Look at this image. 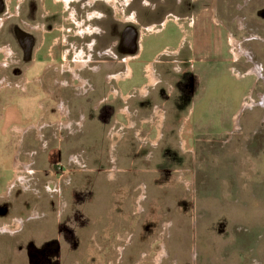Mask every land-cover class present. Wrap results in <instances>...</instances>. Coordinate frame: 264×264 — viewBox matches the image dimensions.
Listing matches in <instances>:
<instances>
[{"label": "rangeland", "instance_id": "1", "mask_svg": "<svg viewBox=\"0 0 264 264\" xmlns=\"http://www.w3.org/2000/svg\"><path fill=\"white\" fill-rule=\"evenodd\" d=\"M226 1L236 0H203L207 10L217 4V18L227 30L215 26L206 11L202 33L191 38L192 44L201 39L206 47L182 65L188 86L183 92L181 82L179 95H170L169 87L180 75L172 76L159 65L162 83L155 88L161 78L147 63L160 46L175 43L178 36L172 25L163 41L145 39L149 49L143 60L129 63L130 79L112 82L113 89L124 93L141 89L149 96L103 104L95 119L85 120L78 136L70 134L77 129L71 120L78 104L88 109L92 101L69 103L68 133L56 131L57 124L69 120L57 115L52 102L42 100L37 87L26 94L9 90L12 105L22 110L28 105V112L40 111L42 123L54 125L44 132L48 150L35 157L33 167L21 163L15 153L14 169L30 175L26 194L13 182L7 187L13 176L9 148L21 131H38L36 114L26 116L25 122L33 123L27 129L17 127L15 139L0 137V264H264V90L253 77L242 75L246 72L242 62L238 67L234 61V55L248 53L233 37L228 21L233 10L225 7ZM255 53L264 60V46L255 45ZM144 65V73L153 79L149 74L143 77ZM252 72L259 75L256 69ZM254 86L262 100L251 97ZM4 94L3 90L0 101ZM61 111L64 115L65 109ZM68 153L73 154L69 165ZM92 155L101 164L90 161L85 168ZM44 157L45 165L38 162ZM106 158L109 176L115 174L118 182L107 183L108 192H90L91 174L103 169ZM19 176L15 171V179ZM68 177L71 185L56 194L55 187L60 191ZM75 177L82 180L81 187L74 184ZM44 187L49 191L45 193ZM4 191L8 194L2 195ZM88 195L94 204L105 206L94 221L105 216L111 224L107 236L104 225L92 226L98 233L90 242L79 228L84 220L93 222L81 208ZM65 201L64 212L60 207ZM5 227L10 230L3 231Z\"/></svg>", "mask_w": 264, "mask_h": 264}, {"label": "flooded vegetation", "instance_id": "2", "mask_svg": "<svg viewBox=\"0 0 264 264\" xmlns=\"http://www.w3.org/2000/svg\"><path fill=\"white\" fill-rule=\"evenodd\" d=\"M225 7L233 10L228 19L233 37L248 53L234 55V61L238 67L242 62L246 67L242 75L253 77L264 90V60L255 53V45L264 46V2L226 1ZM217 8L216 4L207 10L203 0H0V88L26 94L37 87L42 100L52 102L61 116V107L66 105L64 112L72 114L69 103L81 100L99 101L92 110L98 113L108 102L145 98L148 91L145 95L141 89L124 93L113 89L112 82L130 79L129 63L143 60L149 49L145 39L152 36L153 42L163 41L167 26L172 25L178 36L175 43L158 47L147 63L152 65L151 73L157 71L161 78L155 88L162 83L160 66L167 67L172 76L180 75L169 87L170 95H179L181 82L183 92L188 86L182 65L206 47L201 39L192 44L191 38L202 33L206 11L214 23ZM214 25L227 30L223 22ZM144 68L146 79L149 73ZM255 69L259 75L252 72ZM255 86L251 97L264 102V94L262 98L255 94Z\"/></svg>", "mask_w": 264, "mask_h": 264}, {"label": "crops", "instance_id": "3", "mask_svg": "<svg viewBox=\"0 0 264 264\" xmlns=\"http://www.w3.org/2000/svg\"><path fill=\"white\" fill-rule=\"evenodd\" d=\"M213 22L217 23V22H219V20L215 17L213 19ZM149 76H151V74ZM150 78L153 79L152 76ZM3 90H4V93H6V94L3 95V98L0 101V137L1 136H3V137L4 136L5 137L9 136V138L11 137V138L15 139V136L16 137L19 136V133L16 130L17 127H25L26 126L24 129H27L29 127L28 124H30V123L35 122L36 124H40L38 126V131H36V129L30 130L28 133H26L27 130L26 131H24V130L21 131V133H22L21 137L18 138V141H14L12 146H11V148H9L11 150V152H12V154H11V162H12L11 165H12V167H13V160L15 158V153H18V159H20L21 163H26L27 162L28 163V168L30 166L33 167L36 164L35 157H37L39 154H45L46 151H44V150H48V142L45 141L44 132L48 133V129L49 128H46V127H47V125H50L51 122H49V123H46V122L42 123L41 122L43 117H39L38 116V115L41 114V113H39L40 112L39 109H37L39 111V112H37V114H36V112H33L34 114H36L35 120L34 121L32 120L33 122H29V123L25 122L26 121L25 118H26V116L28 114H32L33 115L32 112H28V110L25 108L28 105H25L24 110L19 109L18 105H12L10 102H12L13 98L8 95L10 89L0 88V93ZM99 104H100L99 101H97V102L95 101L94 103L92 101L91 103L88 104V106H87L88 109H86L83 105L78 104L77 108H76L75 118L71 120L69 117L72 116V114L65 113L63 116L67 117V119L69 121H67V123H60L59 122L60 124L56 125V127H57V128H55L56 131H59V130L65 131V130H67V132L70 133V127H72V125L68 126V123H70V120H71V122L75 126L77 125V129H76V132L74 131L75 133L73 132V133H70V134H74V136H78L79 129L80 128L81 129L85 128V120L87 118H89L90 120L95 119L96 116H95V113L92 110H94L97 107V105H99ZM63 108H66V105L63 106ZM25 109H26V111H25ZM87 111L89 113H87ZM85 113H87V114H85ZM38 117H39V119H38ZM53 125L54 124H52V128H53ZM39 132H42V135H40ZM71 136H73V135H71ZM77 144H79V143H77ZM4 147H6L5 150L8 151V149H7L8 145L7 146L4 145ZM77 148L78 149L81 148V145L77 146ZM0 149H2L1 146H0ZM73 153H75V152H73ZM70 155H73V154L72 153H68L66 155V158H65L66 164H68V165L71 163V161H73V159L71 157H69ZM80 155L82 156L81 153H80ZM0 156H1V154H0ZM76 160L78 161L77 158H76ZM90 161L93 162L94 164H96L95 162H99L100 164L102 162V160L100 161L94 155H92L91 159H88V160L86 159L85 168H87L91 164ZM38 162H42L43 165H45L46 158L44 157V159H41ZM108 162H109V160L107 158L104 159L102 165L104 164L105 167L102 166L103 169L101 167L99 169L96 168L95 171L92 172L91 176H93V177L89 181V186H91L90 192H93V189H95V190H103L104 192H106V191L108 192L110 189H109V187L106 186V184L109 183V182L110 183L114 182L116 184V182H118V176L116 177L115 174H114L115 176L114 175H112V177L109 176L110 170H108V166H109ZM75 163L74 164L76 166L78 163L77 162H75ZM15 171H17L18 173L21 174V176H19L17 179H15ZM29 176H30L29 172L23 171V169H18V168L14 169V167H13V176H12L11 180H7V184H8L7 187L10 185V182H13L12 185L18 184L20 186L21 190L24 192V194H26L28 192L27 184L30 181ZM20 177H22L23 179L20 180L19 179ZM81 181H82L81 179L75 177L73 182H75L74 184L76 186H80V182ZM86 181H87V179H86ZM86 181L84 179V182H86ZM71 182H72V179H70V177H68V180H66V181L64 180L63 183L61 184L62 187L60 188V191L56 190V187H55L56 194H58V192H62L63 191V187L66 188L69 185H71ZM117 186H120V185L118 184ZM48 187L47 188L44 187L45 193L49 191ZM76 188H73V189H76ZM112 189L113 188H111V190ZM72 191H74V190H72ZM5 194H8V191L7 192L4 191V193L2 195H5ZM35 194H39V191L37 190ZM0 197H1V194H0ZM92 198L93 197H90L88 195L87 196V202L83 203L81 205V208H82V213L84 212L87 215L88 214L91 215V217L93 218V222H91V223L88 222V221L85 222L86 220L83 221V218H82L80 220L83 221V224L79 226V228L81 229V233H87L86 237H87L89 242H90V239H92L98 233L97 231H95L94 228L93 229L91 228L92 226H94V227L98 226L99 227L101 225H104L103 226L104 227L103 228L104 229L103 230V235L104 236H107V234H108L107 232H108V230L111 227V224L106 222V220H105L106 217L105 216L104 217L101 216L103 221L102 220H100V221L95 220L94 221V219L96 217V213H103L105 206H104V208L102 207L103 202H102V204H100V202L96 203V201H95V204H94L93 203L94 200H92ZM100 201H104V198H101ZM85 206L88 207L89 209H85L84 210L83 207H85ZM90 207H92V208H90ZM98 207H100L98 209L99 210L98 212L97 211H93V210H96ZM67 208H68V204L65 201L64 205H62L60 207V209L65 212ZM43 217H45V216L43 215ZM88 217H87V220H90V217L89 218ZM28 218L31 219L32 217H28ZM45 218H47V217H45ZM77 222L79 224V221H77ZM85 226H87L88 231H85V228L83 229V227H85ZM21 229H22V227H21Z\"/></svg>", "mask_w": 264, "mask_h": 264}, {"label": "bare ground", "instance_id": "4", "mask_svg": "<svg viewBox=\"0 0 264 264\" xmlns=\"http://www.w3.org/2000/svg\"><path fill=\"white\" fill-rule=\"evenodd\" d=\"M150 74H151V73H150ZM150 74H149V75H150ZM152 77H153V76H152ZM16 163H17V162H16ZM16 165H17V164H16ZM20 180H21V179H20Z\"/></svg>", "mask_w": 264, "mask_h": 264}]
</instances>
